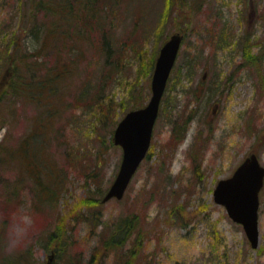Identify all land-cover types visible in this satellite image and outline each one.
Here are the masks:
<instances>
[{"label": "rangeland", "instance_id": "374dc122", "mask_svg": "<svg viewBox=\"0 0 264 264\" xmlns=\"http://www.w3.org/2000/svg\"><path fill=\"white\" fill-rule=\"evenodd\" d=\"M8 3L0 0V56L10 33L20 29V49L38 50L47 23L38 15L24 29L22 12ZM105 3L101 20L107 23L99 31L108 52L90 46L88 68L77 70L70 85L73 98L66 91L64 100L73 101L51 130L47 180L58 173L66 184L52 202L42 199L46 191L41 198L17 156L38 112L17 103V118L0 124V264H47L52 253L56 264H264V188L257 250L213 196L218 182L251 154L264 166V0ZM177 32L184 42L149 155L124 198L102 203L123 157L114 131L131 108L150 100L152 66ZM246 36L249 52L240 44ZM54 45L45 66L56 63ZM102 100L111 106L108 115L98 114ZM185 113L191 118L183 130ZM86 200L88 207L79 206ZM127 222L132 227L123 245H107Z\"/></svg>", "mask_w": 264, "mask_h": 264}, {"label": "trees", "instance_id": "16d2710c", "mask_svg": "<svg viewBox=\"0 0 264 264\" xmlns=\"http://www.w3.org/2000/svg\"><path fill=\"white\" fill-rule=\"evenodd\" d=\"M5 1L10 3L12 9L16 7L22 12L20 26H23L24 29L27 24L28 29L30 25H35L38 15L43 18L44 23H47L48 26L44 41L34 52L20 49L21 29L16 33H10V38L2 46L1 51L4 55L0 56V124L7 123L9 118H17V103L19 106L29 105L38 112L32 120L30 133L25 134L21 139L17 156L27 169V177L38 190L41 198L42 193L46 191L47 195L42 199L52 202L54 196L58 195L66 184L61 174L58 173L57 180L54 182L47 180V173L50 171L48 163L51 161L49 159L51 156L49 147H52L54 143L51 140V130L55 127L56 121L60 120V116L63 118L66 116L63 114L65 111H62L64 104L73 101H69L68 98L64 100L68 94L66 91L69 89V95L73 98L70 85L78 78H75L77 70L81 73L88 68L89 61L87 58L90 46L97 50L100 44L104 54L108 52L104 42L103 46L100 42L103 33L99 30L105 28L104 23H107L101 20L102 11H107L109 8L105 5V0ZM26 5H29V12L26 10ZM31 14H35L36 17L31 19ZM167 16L166 12L160 18V24L163 23L162 19ZM30 30H33V27ZM97 35H99L98 38ZM219 35L226 36V32L223 31ZM51 38L53 41L49 42ZM54 41L57 43L52 47L54 52H57L56 63H48L45 66L42 60ZM248 41V36L240 41L241 47L246 52L251 49ZM33 56L36 58H32ZM245 58L249 61L250 56H245ZM108 60H111V57ZM252 64L254 62L250 61L249 65ZM63 81L66 85H62ZM176 81L179 82V78ZM64 93L66 94L64 95ZM14 94L16 96L13 97ZM20 98L23 100H17ZM98 106L99 115H108L111 111V106L109 103L105 104V100L98 102ZM193 115L194 113H191V116ZM190 118V115L187 118L185 113L184 123L180 125L183 130H185ZM9 160V158H3L1 161L4 163ZM89 177L98 181L94 174ZM79 203V206L88 207L91 200L80 201ZM62 221L64 225L65 220L62 219ZM131 227V222L122 223L117 228L115 236L108 239L107 245L109 243L112 247H116L114 249L120 248L125 239L129 237ZM56 252L58 254L60 250L57 248Z\"/></svg>", "mask_w": 264, "mask_h": 264}, {"label": "water", "instance_id": "95a60500", "mask_svg": "<svg viewBox=\"0 0 264 264\" xmlns=\"http://www.w3.org/2000/svg\"><path fill=\"white\" fill-rule=\"evenodd\" d=\"M182 41L180 34H174L163 45L156 61L151 83L152 96L148 104L128 112L114 132V143L123 148V158L119 173L104 196L103 203L124 197L132 178L147 156L160 105ZM263 186L264 167L253 154L238 166L231 177L220 180L214 190L215 203L224 206L229 217L243 226L253 249L260 245L259 209ZM47 264H55L53 254Z\"/></svg>", "mask_w": 264, "mask_h": 264}]
</instances>
